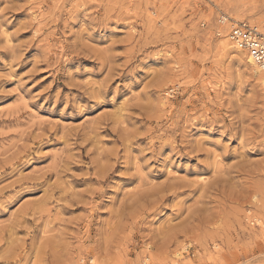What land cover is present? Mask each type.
<instances>
[{"label":"rangeland","instance_id":"obj_1","mask_svg":"<svg viewBox=\"0 0 264 264\" xmlns=\"http://www.w3.org/2000/svg\"><path fill=\"white\" fill-rule=\"evenodd\" d=\"M229 17L264 31V0H0V264H264Z\"/></svg>","mask_w":264,"mask_h":264},{"label":"built area","instance_id":"obj_2","mask_svg":"<svg viewBox=\"0 0 264 264\" xmlns=\"http://www.w3.org/2000/svg\"><path fill=\"white\" fill-rule=\"evenodd\" d=\"M228 38L236 49L245 52L257 66L264 68V31L262 29L248 21H239L229 30Z\"/></svg>","mask_w":264,"mask_h":264},{"label":"bare ground","instance_id":"obj_3","mask_svg":"<svg viewBox=\"0 0 264 264\" xmlns=\"http://www.w3.org/2000/svg\"><path fill=\"white\" fill-rule=\"evenodd\" d=\"M229 19H231V18L229 17ZM226 20H228V18H226ZM231 20L234 21V24L237 23V22H239V20H238V21L235 20V19H231ZM230 23H231V22H230ZM220 36H221L222 39L227 40L228 44H229V45H230L235 51L246 54L245 52H242V51L236 49V48L231 44V42H230V40H229V38H228V32H227V28H226V27L223 29V33H222ZM246 55H247V54H246ZM247 57H248V59H247V64H248L249 68H251V70L253 71V73H254V74L260 79V82H261L262 85L264 86V68H261V67L257 66V65L254 63V61H253L248 55H247ZM253 219H254V221L257 222V224L254 223V221H253V222H252V225H253V223H254L255 226H258V225H260V223L262 222L261 219H259V218H257V217H253ZM178 254H179V253H178ZM147 260H149V259H147Z\"/></svg>","mask_w":264,"mask_h":264}]
</instances>
